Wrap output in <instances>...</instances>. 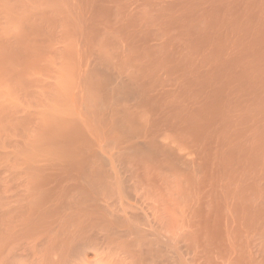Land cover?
I'll use <instances>...</instances> for the list:
<instances>
[{"label": "bare ground", "instance_id": "1", "mask_svg": "<svg viewBox=\"0 0 264 264\" xmlns=\"http://www.w3.org/2000/svg\"><path fill=\"white\" fill-rule=\"evenodd\" d=\"M31 3L74 131L0 107V264H264V0Z\"/></svg>", "mask_w": 264, "mask_h": 264}, {"label": "rangeland", "instance_id": "2", "mask_svg": "<svg viewBox=\"0 0 264 264\" xmlns=\"http://www.w3.org/2000/svg\"><path fill=\"white\" fill-rule=\"evenodd\" d=\"M4 1H6V2H4ZM3 2H4V4H3ZM7 2L9 4L6 7ZM19 2H18V0H9V1L8 0H2L1 4L3 6L0 4V6L2 7V8L0 7V107L4 108V106H6L5 108H8V106H9V108L11 109V108H13L12 106H14L15 109L18 108V110H21L20 114L23 115V117H26L29 114H31L32 116L29 115L30 119L27 117V119L29 121L31 120V122H33V121L38 122V120H40L39 123L42 124V122L45 120L43 122V124H44L43 126L44 127L46 126V123L48 125L49 122H51V120H52V122L54 120H57V122L59 121L58 123L56 122L57 125H56V123L52 124V125L55 126L56 129L53 128L54 126L52 128H50L52 122L50 123V125H48L45 128L48 129V127H49L48 130L50 132H54L57 129H59V131L57 130L56 132L58 133L59 137L61 138L62 136L66 135L68 133H72L74 131V129L71 128L72 125H71V119H69V116L67 115L68 122H67L66 117H65L66 115L63 116V113H66V112H68L67 114L70 113L69 111H70L71 106H72V104H69V103H71V101L66 99V97H68L70 99L71 96H69L68 93H67L68 96H66L65 91L63 92V90H62V89H64V90L66 89V92L69 90L68 92L70 93V91H71V93H72V89L70 90V88L68 86H71V84L73 83L72 81H73V71H74L73 68L74 67L66 59V57H64L65 53L63 52L64 49L66 48L65 46L68 45L69 43H67L68 42L67 39H65V40L63 39L62 40L61 38H59L60 39L59 40L58 38H56L57 37V32H55V34L53 33V35L52 34L50 35V33L47 34V32L52 31V30H48L47 28H44V30H43V25L38 22L39 18L37 17V14L39 13L38 11H40V10H38V8L35 7L34 3H31V2H33V0H31V1L19 0ZM27 3H28V5H27ZM25 4H26V6H24ZM21 5H23L22 6L23 8L21 7ZM29 5H31L30 6L31 8L28 7ZM4 6H5V8H4ZM26 7H28V8H26ZM35 8L37 9V11L36 10H34V11L32 10V12H31V9H35ZM29 10H30V12H29ZM34 12H36L35 16L33 15ZM7 13L9 15H7ZM6 15H7V17H6ZM40 15H41V13H39V16ZM8 16H10V17H8ZM15 17H17V18H15ZM37 23H39V24H37ZM45 29H47L48 31L45 30ZM41 30L43 32L40 33ZM41 34L44 35V36H47V37H44ZM26 35L29 36L28 39H27ZM53 37H54V39H53ZM45 38H47V39H45ZM48 39L52 40V41H49ZM44 40H45V42H44ZM54 40H56V42ZM57 40L59 42L64 41V43H66V45L62 44V42L60 43L61 45H64V47H61V48H63L61 53H60V51H58V50H61V49H57L58 47L60 48V46H61L60 44H58L59 42ZM49 42L52 45L47 44ZM40 43H41V46H40ZM45 43L47 45H45ZM42 44H44V46H42ZM57 45H58V47L55 48V46H57ZM46 46H50L51 48L54 47L55 49L52 48V49H54V50H52L53 53H51L49 47H46ZM44 47L47 48V51L45 50ZM42 49H44V50H42ZM48 49H49L50 52L48 51ZM54 52L55 53L57 52L59 55L61 54L63 56H61V55L59 56L56 53L55 54L56 57H55V56H53ZM49 53H51L53 55H51ZM48 54H49V57H48ZM58 56H59L60 59L58 58ZM46 57H47V61H46ZM64 58L66 59V61L69 62V64L65 62ZM53 64H54V66H53ZM66 64H67V67L65 66ZM58 65L61 68H58ZM62 65H63V67H62ZM49 66L51 68L53 67V69H55V71L53 69L51 70ZM46 67H48V69H50V71L53 72V73L52 74L49 73L50 71ZM58 69L60 71L63 70L64 72H67L68 75L70 73L69 78H70V81H71L70 83L71 84L68 82L69 81L68 80L69 79L68 75H66V73H64L63 71L59 72ZM59 73H60V75L64 74L62 76V78H61V76L60 77L58 76ZM44 74H46V75H44ZM49 74H50V76H48ZM53 74L54 75L57 74V75L55 77H52V76H54ZM65 75H66L67 79H65ZM50 77H52L53 79L50 78ZM48 78L52 79V80H48ZM54 78L56 80V83L54 81ZM63 78H64V80H62ZM43 79H45L46 81L43 80ZM65 80H68L67 82L70 84V85L67 84V88H64V85H66V83H67V82H65ZM48 81H50V82L52 81L54 83L51 82L52 83V85H51V83L48 82ZM57 81H58V84H57ZM60 82H65V83H60ZM47 84L51 85L52 87L48 85L50 87V88H48ZM53 84L54 85L56 84V86L57 85L58 86L57 87L53 86ZM59 85L61 87H63V88H61ZM53 87H56L55 89H57L58 87H59V89L61 88L60 89V93L63 92L65 95H63V93H61L60 96L63 95L62 98H65L66 100L65 99L62 100V98L60 99L59 98L60 96L57 93V92H59V89L55 90V89H53ZM51 88L53 89V91H51L52 90ZM45 92L46 93L48 92L49 94L46 95ZM51 92H53V93H51ZM43 93H45V94L43 95ZM52 94L57 95L56 98H59V99H57L59 104L62 101H66V103H64V105L60 104V106H59L56 103L57 100H56L55 97H54V99L56 101L55 100L52 101L53 96H55V95L52 96ZM49 95L52 96V97H50ZM43 96H45L46 98L43 97ZM64 96H66V97H64ZM47 97H49V98H47ZM60 100H62V101L60 102ZM46 102L48 104H46ZM51 102L55 103L56 105L52 104ZM43 104H44V106H43ZM67 104H69L70 106L67 105ZM47 106L50 107V108H48ZM51 106H53V107L51 108ZM64 106H66L68 108V110ZM21 107L24 110H22ZM61 107H64V108H61ZM43 108H45V111H44ZM54 109H56V110H54ZM58 109H64L65 111H63V110L61 111V110H58ZM29 110H30V113L28 112ZM48 110H50V111H48ZM43 111H44V113H42ZM51 111H54V112H52L53 114L56 113L54 115L55 119L54 118L51 119V117L53 116ZM48 112L51 113L52 116H50ZM60 112H61V114H60ZM24 113H25V116H24ZM46 113H48V114L46 115ZM57 113H59L61 116H63V118L59 117V116L57 117V115H59ZM48 115L50 116L49 117L50 119L47 117ZM34 117L36 119L32 120V118H34ZM38 117H39V119H38ZM56 117L59 118V119L61 118V119L59 120ZM40 118L43 119V120H41ZM63 119L66 120V121H64ZM46 120H47V122H46ZM48 120H50V121H48ZM59 123H60V125H59ZM62 124H67L68 127L66 125H62ZM59 126H62V127H60L61 129L59 128ZM69 127H70V129H69ZM67 128H68V130H67ZM52 129H53V131H52ZM60 130L61 131L67 130L68 133L63 131V132H65V134H62L63 132H61ZM71 130H72V132H71Z\"/></svg>", "mask_w": 264, "mask_h": 264}]
</instances>
